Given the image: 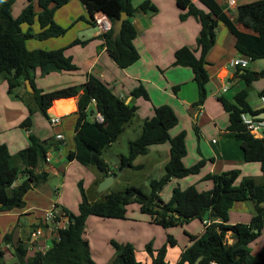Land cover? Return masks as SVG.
<instances>
[{"label":"trees","instance_id":"1","mask_svg":"<svg viewBox=\"0 0 264 264\" xmlns=\"http://www.w3.org/2000/svg\"><path fill=\"white\" fill-rule=\"evenodd\" d=\"M17 0H0V73L10 74L8 83L10 89L21 85V79L29 81L34 89L39 111L48 118V111L59 100L78 98L79 113L75 126L74 142L76 151L71 156L82 165L93 166L103 171L104 176L115 173L116 165L104 158V154L117 142L125 128L137 115L138 107L134 103L116 96L112 90L97 76L89 74L84 84L63 88L52 92H44L36 87L35 78L38 74L47 76L51 73H74L79 71L71 56L66 55V49L29 50L27 42L32 39L45 41L59 38L67 33V29L55 21V13L67 5L70 0H25V8L18 17L13 16V7ZM85 6L88 17H80L95 26V15L101 13L112 22L126 12L121 35L115 41L113 30L102 35L103 44L112 60L122 69L134 65L140 54L134 45L138 32L133 19L139 11H157V7L149 0L139 7H134L133 0H80ZM181 9L187 10L181 14V20L189 16L197 18L202 25L197 39L201 56L197 57L195 50L189 47L179 49L175 54V66L191 68L194 81L197 84L199 98L196 103L201 106L207 99V84L210 76L206 66V57L216 44L217 29L220 24L235 38V48L242 57L251 61L264 60V0L239 5L236 18L233 20L225 11V6L218 0H200L208 11L197 6L194 0H175ZM39 9L37 11L36 5ZM37 21L39 32H34L32 26ZM28 29L23 30V26ZM89 41L75 40L70 46L86 45ZM236 76L244 83L232 100L220 96L218 101L229 115L227 130L233 133L241 142L244 160L247 163L261 164L262 181L257 183L254 178L244 177L239 181L240 171L231 170L218 174H208L204 181H212L213 188L200 191L196 185L186 189L176 187L171 199L165 202L160 193L172 179H183L200 174L206 160L187 167L184 158L187 156L186 133L181 132L172 137L170 131L179 124V118L174 109L168 105L155 108V115L143 122L142 134L129 144V155H122L123 166L135 169L134 160L149 153L150 146L170 143L171 158L165 166V175L160 180L151 182V192L146 194L141 188L129 186L124 191L105 194L97 200L90 201L84 182H79L81 202L77 215L65 212L69 224L59 229V239L55 240L47 251L39 252L33 258L28 257L25 245L19 241L13 242V235L6 234L5 242L13 243L19 264H95L91 257L89 240L86 238V226L89 217L102 219L126 220L128 206L139 204L141 211L151 217V223L164 229L188 224L198 219L205 224L200 235H190V245L182 253L178 264H264V245L255 255L250 244L256 241L264 232V138H257L247 130L243 120L244 115L257 116L264 112L255 111L249 103V87L259 78L264 77V70L255 73L248 69H238ZM25 85V83H24ZM27 87V86H26ZM264 96V91L260 93ZM134 99L150 100V95L144 85L132 91ZM96 105V111L101 113L104 122L99 123L88 117L89 107ZM32 120L27 118L23 127L29 131ZM29 144L18 153L20 163L12 161V155L6 144L0 143V191L11 189V194L3 199L0 212H10L26 206L25 196L30 190L47 183L50 173L43 166L51 150L53 139L41 140L35 134L28 136ZM25 175L22 184L17 185L19 175ZM101 176V180L104 179ZM100 180V181H101ZM36 182V185L32 184ZM100 183V182H99ZM98 183V185H99ZM252 201L256 206V215L249 224H229L230 212L239 202ZM58 207V205H56ZM219 220L213 222V220ZM44 225V221L40 223ZM36 226V227H37ZM237 239L236 243L228 244L226 236L229 233ZM116 255L109 264H142L136 258L135 247L131 243L111 241ZM177 240L168 234L167 243L155 250L147 245L146 251L153 258V264H167L168 247H175ZM156 253V254H155Z\"/></svg>","mask_w":264,"mask_h":264},{"label":"crops","instance_id":"2","mask_svg":"<svg viewBox=\"0 0 264 264\" xmlns=\"http://www.w3.org/2000/svg\"><path fill=\"white\" fill-rule=\"evenodd\" d=\"M74 1L76 0H70L73 8L75 9V7L80 6L81 12L76 14L73 10V14L68 18V21L71 23L69 26L70 29L75 27L79 17H88L85 6L81 1L79 0L82 5L80 3H73ZM144 1L146 0H133V5L134 7H139ZM149 1L157 7V11H139L133 19V23L138 32L134 45L139 51L140 59L127 69L120 68L112 60L107 49L101 48L103 44L101 38L103 33L97 26H91L86 21H84V25L79 24V26L72 29L70 34L71 38L68 41L50 39L44 42L42 49L50 51L65 48L66 55L71 56L74 63L78 65L80 70L77 72L83 70L87 76L89 74L97 76L116 96L123 98L128 103H134L138 107L137 116L143 121L155 115L156 107L168 105L174 109L179 118V124L170 131V134L172 137H176L181 132L186 133L187 156L183 160L184 164L190 167L202 159L206 160V164L200 174L191 175L183 179H172L167 185L168 187L173 184L172 193L176 187L186 189L191 185H196L200 191L211 190L213 188V182L204 181V177L208 174H218L231 170L240 171L241 174L238 182L244 177H250L254 178L257 183H261V164L258 162H245L241 142L238 141L233 133L227 130L229 126V115L223 110L221 103L218 101V97H225L226 95L224 93L228 94L231 87L235 89L234 96L245 87L244 83L236 76V74H239L238 68H234L231 65L234 60L245 59L235 48V38L227 28V32L221 29L223 24H220L217 29L216 44L206 57L208 62L206 68L210 76V81L207 84V99L203 105L197 106L196 103L199 94L192 69L175 66L174 63L176 60V52L183 47H189L196 51L195 54L197 57L201 56V50L198 48L197 44V39L202 29L201 22L193 16H189L186 20H181V14L186 13L187 10L181 9L175 0ZM194 1L199 8L208 11V9L200 3V0ZM254 1L258 0H237V6ZM218 2L225 6L227 0H218ZM57 14L58 11L55 13V20L57 21L58 19L62 22L63 19L61 17L59 19ZM227 14L231 18L234 16L229 12H227ZM58 23L57 21V24ZM59 25L61 26L63 24L59 23ZM75 30L78 31L75 32ZM78 39L89 42L86 45L71 47L70 45ZM250 62H253L252 68H250ZM246 69L255 73H260L264 70V60H249ZM39 76L41 75L38 74L36 78ZM25 85L27 86V82H25ZM140 85L145 86L149 92L150 100L144 98L134 99L132 91ZM225 87L228 90L223 92ZM248 89L249 103L252 108L255 111H264V96L260 95V93L264 91V77L259 78ZM252 95L253 97L257 95V99L251 98ZM72 108L73 101L58 102L53 106L54 110L57 109L61 113L69 112ZM76 116L78 118V115ZM40 131H42V136L39 134L35 135L41 140L53 139L51 150L48 152V155L51 157V162H58V165H64L65 171L72 168H76L78 171L88 169L85 166L86 169H84L79 165V162L71 158L76 151L75 142L73 145H70L69 141L71 140H68L66 136L63 141L57 140L54 136V130L49 126L41 127ZM74 136L75 131L73 140ZM170 149V143L150 146L147 155L139 156L134 160L133 165L136 168H127L124 173L126 171H136L138 169L156 171L163 163L166 166L171 158ZM52 157H54V160ZM208 159L211 163L208 162ZM51 162L43 166L49 173H51V171H49ZM88 173L90 174V181L87 185L84 182L86 191L89 189L88 186H91L96 179L94 174ZM67 175L66 173V176H64L65 181L69 179ZM38 187L27 193L25 196L26 206L20 209L22 211L17 209L10 212H0V217L2 218L11 216L15 212L17 213V219H15L12 224L7 225L9 228L5 233V235H13L14 243L22 241L26 237L28 239L30 228L32 227L33 229L44 221L46 211L51 209L54 205H58V207L60 205L59 201H55L52 198L54 195L53 192L44 189L39 191L43 199L37 201L34 197H29L33 191L39 190ZM65 191L66 189L63 193ZM163 191L164 189L160 193L162 199ZM57 194L58 196L60 195V193ZM98 198L99 197L95 198V200ZM28 199H30V203L27 201ZM58 199L61 200L60 196ZM169 200L164 201L168 202ZM1 205L2 204H0V206ZM131 208H136L135 210L138 211L139 209L141 211L139 204L137 207L131 204L128 206V216L126 220L102 219L98 217H89L87 220V227L89 224V227L91 226L95 231L93 233V230H88L86 227V238L89 240L91 254H99L103 251L102 258L105 260L104 263H111V260L114 259V253L101 243L100 238L102 236L106 238L107 242L109 240H119L122 243L132 244L135 241H141V244H138V248L135 247V254L137 260L142 264H153L152 256L146 251L144 243L142 244L144 238H150L156 235L159 245L163 244L165 241L167 242L168 233L164 231L167 229L157 224H149V218L144 215H137V219H131L129 217V209ZM42 210L44 212H42ZM255 215L256 206L252 201L236 203L230 212L229 224H249ZM65 221L66 219H63V221L60 223L58 222V224H50L49 227L52 231L47 234V239L42 242V244L45 245L44 252L52 247V243L58 235V231L55 232L54 230L58 225L59 229L62 228L61 225ZM128 221L132 222L128 223ZM214 221L218 222L219 220H213V222ZM203 224L205 228V222ZM191 225H193V223ZM162 228L164 230H162ZM128 229L130 230L129 234L126 236L121 235L123 231L128 232ZM109 230H115L118 233L112 235ZM203 230H200L198 235H200ZM2 234L3 233L0 232V239ZM228 235L232 236L230 244L236 243L237 239L233 234L230 232ZM256 243L257 246L254 248V244ZM184 245V248H180L178 243L175 247H168L166 256L167 264H178L182 253L190 245V237L189 241L187 239ZM263 245L264 232L256 241L250 244L252 254H257L262 249ZM153 248L155 250L160 249L159 246H154ZM170 253L175 255L174 259L170 258Z\"/></svg>","mask_w":264,"mask_h":264},{"label":"rangeland","instance_id":"3","mask_svg":"<svg viewBox=\"0 0 264 264\" xmlns=\"http://www.w3.org/2000/svg\"><path fill=\"white\" fill-rule=\"evenodd\" d=\"M78 1V2H77ZM36 2V0H35ZM73 3H80L79 0L74 1ZM27 2L25 0H17L14 7H13V16L16 18L18 17L22 10L25 8ZM81 4V3H80ZM36 9L39 11L37 4ZM82 5V4H81ZM64 8V9H63ZM63 9V10H62ZM73 10L78 14L81 12V8L75 7L73 8L71 2L60 9H58V18L60 17L63 19L61 22L60 20L57 19V21L62 27L67 29V33L59 38H53V39H59L60 41H68L71 37V31L73 28L80 25H84L83 20H79L80 17L77 19V23L75 24V27L70 29V22L68 21V18L71 17L73 14ZM56 11V12H57ZM234 14V12H232ZM56 21V20H55ZM56 21V23H57ZM58 23V24H59ZM28 25L23 26V30L28 29ZM34 32H38L40 30L39 25L37 21L35 24L32 26ZM92 28V27H91ZM221 29H224L225 31L227 30L223 25L221 26ZM78 30H75L77 32ZM227 32V31H226ZM50 40V39H49ZM47 41V40H45ZM45 41H40L37 39H32L27 42V48L29 50H37V49H42L44 42ZM44 50V49H42ZM253 62H250V68H252ZM10 74H7L6 72L0 73V143L1 144H6L9 147L10 153L12 155V161L14 163H20V158L18 156V153L21 150H24L28 144V136L29 134H39L42 136V131H40L41 127H51L52 130H54V136L58 132H62L64 137L66 136L70 142V145L74 144L73 140V135L75 131V126H76V121H77V116L75 114L69 115L65 117L62 120V123L59 126L52 127L49 123H47V119L45 116L42 115V113L39 111L37 101L34 95V91H28L26 85H24L25 80L21 79V85L13 87L10 89L8 79L10 78ZM87 78V75L85 71L81 70L80 72L77 73H51L47 76H39L35 78V84L37 88L42 89L44 92H52L56 90H60L63 88H68L70 86H79L85 83V80ZM226 98L228 100H232L233 96L235 94V89L231 87V90L228 94L224 93ZM77 97H73V99H76ZM251 98L257 99V95ZM97 113L96 111V105L92 104L89 107L88 111V117L89 119H93V116ZM182 116V115H181ZM27 118H30L32 120V125L30 127V130L27 131L23 127V123L26 121ZM143 120H141L137 115L133 118V120L127 125L125 128L124 132L121 134L117 142H115L111 148V151L118 156L124 155L128 156L129 155V144L131 141L137 140L141 134H142V127H143ZM60 130V131H59ZM194 131V129L192 128ZM56 156V155H55ZM54 157H52L53 159ZM104 158L111 162L110 155L108 152L104 154ZM54 160V159H53ZM113 162V161H112ZM208 162L211 163V161L208 159ZM79 164V163H78ZM81 165L84 169L87 167V170H80L78 171L76 168H72L70 170L65 171V166L64 165H58L57 163H53V161L50 164L49 171L50 173V178L47 181V183L41 184L37 191H33L29 197H34L37 201L39 199H43L42 194L39 192L40 190L44 189L49 192H53L52 198L55 201H59L60 205L58 207L60 213V217H58L55 221H63L65 219V212L72 213L77 215L79 213V202L81 201V193L79 189V182L83 181L86 183V185L90 181V173L95 175V181L92 183L91 186H88L89 189L86 191L88 195V199L90 201L95 200V198L99 197L101 198L105 194L111 193V192H120L124 191L127 187L129 186H136L138 188H141L146 194H150L151 192V182L153 180H160L164 175H165V165L164 163L159 166V168L156 171H149V169H138L136 171H126L123 173L121 177H118L115 179L114 183L109 187L106 191L104 192H99L98 190V183L101 180V174L100 171H98L95 167L93 166H85L82 164ZM85 166V167H84ZM55 171V172H54ZM67 175V181H65V177ZM25 175L20 174L19 178L17 180V185L22 184L25 180ZM98 186V187H97ZM65 187V188H64ZM59 188L60 193V199H58V194L56 193V189ZM172 188L173 184L170 186H165L164 191H163V199L164 200H169L170 196H172ZM66 189V191L63 193V191ZM199 189V188H198ZM62 192V193H61ZM7 193V196L11 194V189H7L6 192H1L0 191V204L3 203V199L5 197V194ZM63 194V195H62ZM62 196V197H61ZM79 197V199H78ZM53 200V201H54ZM30 203V199L27 200ZM56 204V203H55ZM137 207V203L134 204ZM136 209V208H135ZM134 208L129 209V217L131 219H137V215H144L145 217L149 218L148 223H151V217L148 214L142 213L139 209L138 211L135 210ZM20 210V209H19ZM22 211V210H20ZM41 211V210H40ZM42 212H44L42 210ZM16 212L13 213V215L8 216V217H0V232H2V236L0 239V243L4 244V235L6 233V230L9 228L7 227L8 224H12L13 221H15L16 218ZM15 217V218H14ZM14 218V219H13ZM132 221H128L130 223ZM193 223V225H191ZM52 224V222H50ZM11 226V225H10ZM59 226V225H58ZM54 230L57 232L59 230V227ZM68 223L63 222L61 227H67ZM87 227V226H86ZM61 228V229H62ZM204 224L198 220H192L189 222V224H179L174 227H170L167 230H162L166 231L169 235H172L178 243V246L180 248H184L183 246L184 243H186V240L188 239L190 235L196 236L198 235L200 230H203ZM11 229V228H10ZM9 229V230H10ZM32 227L30 228L29 231H31ZM58 229V230H57ZM88 230H93V233L95 232L94 229L88 224L87 227ZM100 231V229H99ZM110 233L113 235H116L118 232L115 230H109ZM98 232V231H97ZM92 233V234H93ZM130 233V230L128 229L127 231H123L121 235L126 236L127 234ZM139 234V232H138ZM166 237V235H165ZM27 237L24 239L26 240ZM232 239V236L227 235L226 240L227 243L230 244ZM166 240V239H165ZM100 241L105 247H107L111 252L114 253V257L116 255V251L111 244V241L109 240L107 242L105 237H101ZM118 243H122L119 240H114ZM144 243V246L147 247V245H151L152 247L154 246H159L160 248L164 246L167 242L165 241L163 244L159 245L158 242V237L156 235H153L150 238H144L142 241V244ZM134 247L138 248V244H141V241H135L132 243ZM257 246V243L254 244V248ZM5 247V245H4ZM251 248V247H250ZM91 250V247H90ZM138 250V249H137ZM102 253L99 254H91L92 259L96 264L102 263V264H109V263H104L105 260H103V251ZM140 253V252H139ZM139 255V254H138ZM35 256V255H34ZM32 256L31 258H33ZM170 258L174 259L175 255L170 253ZM114 260V259H113ZM112 261V260H111ZM172 262V260H171ZM1 264H19V259L17 258V255H13V257L7 258V259H2L0 261Z\"/></svg>","mask_w":264,"mask_h":264},{"label":"built area","instance_id":"4","mask_svg":"<svg viewBox=\"0 0 264 264\" xmlns=\"http://www.w3.org/2000/svg\"><path fill=\"white\" fill-rule=\"evenodd\" d=\"M237 0H227L225 5V11L232 14L234 12V15L232 19L234 20L236 18V10H237ZM95 23L97 28L103 33H108L112 29L113 22L105 15L98 13L95 15ZM249 64V59H237L232 62V66L234 68L238 69H246ZM228 89L225 87L223 89V92H226ZM59 100H73V108L69 112L61 113L57 109L54 110L53 106L48 111V118L47 122L52 126L56 127L59 126L62 123V120L72 114L78 115L79 113V105H78V98H65V99H59ZM93 120H96L99 123L104 122L103 115L99 112H97L93 116ZM244 123L246 125V128L248 131H250L254 136L257 138H264V118H248L246 115L243 116ZM55 138L57 140L63 141L65 139L64 135L62 133L56 134ZM215 142V141H214ZM51 162V157L47 154L46 157V163ZM59 192V188L56 189V193ZM60 211L56 205H54L51 209L47 210L44 216V225H41L39 227H34L31 229L30 234L28 236V239L22 240L21 242L25 245L27 251H28V257H32L36 255L39 252L44 253L45 245L42 244V242L47 239V234L52 231L50 229V222L53 224H58L61 221H58L55 223L56 219L60 217ZM66 221L69 224V219L66 218ZM206 225H210V222H205ZM65 228V227H64ZM62 228V229H64ZM61 229V228H60ZM59 231V230H58ZM59 239V234L56 236L55 240ZM4 244L0 243V261L2 259H7L10 257H13V255H16V248L13 243H7L3 239ZM53 241V242H54ZM53 244V243H52ZM5 245V247H4ZM47 251V250H46ZM1 264V263H0ZM210 264H216L215 262H212Z\"/></svg>","mask_w":264,"mask_h":264},{"label":"water","instance_id":"5","mask_svg":"<svg viewBox=\"0 0 264 264\" xmlns=\"http://www.w3.org/2000/svg\"><path fill=\"white\" fill-rule=\"evenodd\" d=\"M128 19V15L126 12H123L120 16L119 19L115 20L112 25V30H113V39L116 41L118 37L121 35L123 24L125 20ZM27 89L28 91H34L33 87L31 86V83L27 81ZM128 104V102H126ZM248 118H264V112L257 115L253 116L252 114L247 115ZM108 154L110 155L111 160L114 162L116 165L115 173L109 174L107 176H104V172L100 171V174L104 176V179L99 183L98 190L99 192H104L106 191L111 185L114 183L115 179L118 177H121L124 173V171L129 168L130 166H123V159L121 156L115 155L111 149L107 150ZM33 186L36 185V182L32 184Z\"/></svg>","mask_w":264,"mask_h":264}]
</instances>
